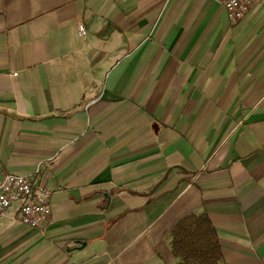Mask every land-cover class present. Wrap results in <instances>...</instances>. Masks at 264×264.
Here are the masks:
<instances>
[{"label": "crops", "instance_id": "crops-1", "mask_svg": "<svg viewBox=\"0 0 264 264\" xmlns=\"http://www.w3.org/2000/svg\"><path fill=\"white\" fill-rule=\"evenodd\" d=\"M0 162L51 192L0 264H178L201 214L264 264V0H0Z\"/></svg>", "mask_w": 264, "mask_h": 264}, {"label": "built area", "instance_id": "built-area-1", "mask_svg": "<svg viewBox=\"0 0 264 264\" xmlns=\"http://www.w3.org/2000/svg\"><path fill=\"white\" fill-rule=\"evenodd\" d=\"M215 1L224 7L228 18L237 20L255 0ZM78 30L81 35L85 34L82 25ZM50 195V190L43 185L33 184L29 176L7 171L0 162V220L17 218L22 224L41 230L50 212Z\"/></svg>", "mask_w": 264, "mask_h": 264}, {"label": "trees", "instance_id": "trees-1", "mask_svg": "<svg viewBox=\"0 0 264 264\" xmlns=\"http://www.w3.org/2000/svg\"><path fill=\"white\" fill-rule=\"evenodd\" d=\"M171 249L178 264H218L219 246L204 214L192 216L173 229Z\"/></svg>", "mask_w": 264, "mask_h": 264}]
</instances>
